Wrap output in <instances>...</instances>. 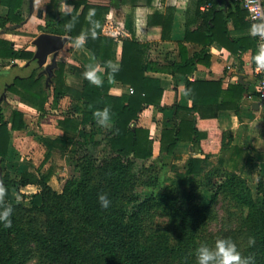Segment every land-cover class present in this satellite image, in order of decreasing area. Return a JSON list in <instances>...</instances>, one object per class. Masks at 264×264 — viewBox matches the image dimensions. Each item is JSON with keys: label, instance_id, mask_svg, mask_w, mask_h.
Segmentation results:
<instances>
[{"label": "trees", "instance_id": "trees-1", "mask_svg": "<svg viewBox=\"0 0 264 264\" xmlns=\"http://www.w3.org/2000/svg\"><path fill=\"white\" fill-rule=\"evenodd\" d=\"M223 1L198 0L197 16L203 19V23L193 36L188 31L186 40L197 37L203 49L190 58L186 45L180 43V62L164 68L150 58V44L136 38L134 22L131 20L128 19L126 23L131 36L122 40L118 63V42L103 33L109 7L91 5L87 1L52 0V9L47 11L45 17L46 24L40 29L50 34L67 35L70 43L81 32L86 33L83 45L103 69V84L96 86L83 77L82 89L73 88L66 83V63L58 62L50 86L52 91L39 76L38 65L32 68L29 75L15 76L6 85L7 91L42 113L46 112L47 105L56 108L65 96L72 99L63 119L58 122L66 131L55 138L39 136L47 148L41 166L49 161L54 150L64 154L70 146L98 145L99 134L103 135L106 142L104 148L107 158L105 156L98 164L87 154L79 158L76 169L80 171V176L69 180L62 193L50 188L53 172L50 169L44 172L41 166L36 174L25 170L18 179L12 177L6 167L13 150L12 132L28 129V123L25 114L17 109H13L7 118L2 106L6 99L0 103V185L5 189L0 207L10 205L13 209L11 227L0 226V264H28L35 257H40L44 264H156L166 253L181 251V247L190 245L193 238L183 241L185 236H194L202 231L211 216L214 203L221 195L246 211L243 218L245 229H237L230 237L235 240L246 233L244 244L247 246L242 256L253 257L254 264H264V190H261L264 183L260 178V192L255 198L243 176L250 158L244 148L234 147L227 174L220 176L217 184L211 181L206 184L204 194L196 195V187L191 184L186 204L181 201L174 187H160L157 193L144 197L133 193L137 180L135 161L149 160L154 155V138L148 128L139 126L140 114L148 106L159 107L164 93L161 81L148 73L184 75L187 78L185 93L192 101L191 107L177 105L172 123L161 126V154L174 155L180 142L189 143L194 155L190 156L187 172L197 177L202 174L204 166L210 165L216 147L224 151L232 145L231 132L215 133L210 123L217 119L221 110L234 107L235 104L237 106L243 98L244 89L241 86L232 87L233 97L220 101L225 93L220 83L190 80L197 64L205 63L208 46L214 41L224 44L222 37L228 36V18L219 9ZM61 2L74 5L73 11H58ZM127 3L135 8L140 4L151 6L152 0H113V4ZM207 3L211 6L201 11L200 6ZM0 4L9 9L7 17H0L1 27L8 22H23L25 0H0ZM235 5V10L244 20L247 11L237 2ZM82 6L83 10L79 14ZM155 17H159V13ZM163 21L162 37L168 39L173 12ZM69 23L73 25L71 30L65 27ZM243 24L245 27L255 26L259 34L264 31L263 20L245 21ZM92 30L96 32L95 37L91 35ZM228 40L233 42L230 37ZM34 54V51L16 48L11 41L0 39L3 68H31L33 63L37 64L33 59ZM108 60L119 66L111 78L105 68V61ZM17 61L25 64L20 66ZM116 83L132 88L133 93L113 94ZM238 90L240 94L236 93ZM105 107L109 109L111 126L108 127L98 124L96 117L97 111ZM222 166L226 168L225 164ZM183 182L188 180L183 178ZM29 185L40 187V191L32 196L31 206L16 203L13 189L19 192ZM148 185L155 186L156 181L152 180ZM101 193H107L111 201L107 208L100 206L98 196ZM38 215L45 217L44 222L40 221ZM157 216L167 218V226L147 229V220ZM88 225L92 228L88 229ZM175 231H178L177 235H173ZM249 237L255 241L251 245Z\"/></svg>", "mask_w": 264, "mask_h": 264}, {"label": "crops", "instance_id": "crops-1", "mask_svg": "<svg viewBox=\"0 0 264 264\" xmlns=\"http://www.w3.org/2000/svg\"><path fill=\"white\" fill-rule=\"evenodd\" d=\"M31 1H33L32 10ZM70 1H87L91 5H101L110 8L103 25V33L107 36L114 37L118 42V63L121 59L122 40L131 36L126 28L128 19L134 22L136 38L140 42L150 44V58L156 61L160 67L167 68L173 63L180 62V43L186 45L190 58L203 49V46L199 44L200 40L196 39L197 37L194 40H186L187 32L189 31L193 36V33H195L203 23V19L197 16L198 0H152L151 6L140 4L135 8H133L130 3L120 5L113 4V0ZM236 2V0H224L221 3L219 9H221L224 16L228 18V36L222 37L224 44L214 41L208 46L205 63L200 62L197 64L196 70L190 76V80L193 81L198 79L220 83L225 92L223 97L220 98V101L226 98L229 100L233 97L234 92H231L230 88L241 86L242 89H244L243 98L237 103V106L235 104L234 107L230 106L228 109L221 110L217 119L210 123L214 126L215 133L230 131L233 135L230 148L221 151L219 147H216L214 154L225 151L231 154L234 147L239 146L247 150L250 156L257 155L264 157V105L260 104L257 98H255L258 77L254 73L256 65L255 57L258 54L260 34L255 26H244L243 22L251 20L248 19V16H246L244 20L240 18L237 10H235ZM51 6L52 0H25L23 7V22L20 24L8 22L4 27L0 26V39L11 41L16 48L29 49L22 47L23 44H25L24 41L29 38H32L34 41L39 34L43 33L40 27L45 26L46 13L50 8L52 9ZM73 9L74 5L66 2H61L58 5V11L60 12L70 13ZM82 10L83 6L79 9L78 13L80 14ZM200 10L206 11L203 9V5L200 6ZM171 12H173V22L170 38L163 39V20L166 21L167 17H170ZM156 13H159V17H155ZM8 14L9 9L0 4V17L5 18ZM14 29H21V31L26 34L18 35L17 33V35H15L13 34ZM229 37L233 42L228 40ZM32 50L35 52L36 49ZM57 60L58 62L66 63V83L80 90L83 87V72L89 65H99L98 61L84 45L80 48H76L70 43V40L65 45L64 49L59 52ZM0 63L2 66V59H0ZM72 68L76 69L75 72L78 73L76 75L77 77H68L70 69ZM77 68L84 70L80 71L78 69L77 71ZM79 71L81 73H79ZM148 75L158 78L164 89L162 100L158 104L159 107L148 106L140 114L139 118V126L150 130L151 136L154 138V152H156L160 150L159 131L161 126L164 124L170 125L172 123L171 121L174 117V111L177 105L191 107L192 101L185 93L187 78L184 75L179 73L173 75L169 72L148 73ZM131 89L132 88H126L120 83H116L112 89V93L116 95H121L127 91L133 93V89L132 92ZM238 92H240V90L236 92L240 94ZM12 96L16 98L13 99L17 104L12 106V101L6 100V105L10 107L9 114H6L4 110V114L7 118L13 109L23 112L25 118L27 113H38L40 119L48 118L50 117L49 115H54L53 118L50 117L54 119V121L50 120V122H54V131L50 132L51 134L53 132L54 135L48 136L43 133L37 135L40 137L55 138L66 131L58 122L60 119H63L61 109L64 113L72 104L70 96H65L56 108L47 105L45 113L39 112L30 105L22 102L19 97L15 95ZM51 100L52 98H50V102ZM161 107L164 108V110H160ZM22 131H27V129ZM22 131L12 132V149L15 147L14 139ZM40 143L42 144L41 141ZM43 146L46 149V157L47 148L44 144ZM71 147L72 146H70V148ZM191 149L189 143L180 142L175 150V154L180 153L183 156L185 154L192 156L194 154ZM56 151L63 154L60 150H54L52 155H54ZM66 152L64 154H66ZM249 160L250 158L248 161Z\"/></svg>", "mask_w": 264, "mask_h": 264}, {"label": "rangeland", "instance_id": "rangeland-1", "mask_svg": "<svg viewBox=\"0 0 264 264\" xmlns=\"http://www.w3.org/2000/svg\"><path fill=\"white\" fill-rule=\"evenodd\" d=\"M26 34L22 32L21 29H14L13 34L15 35ZM33 39L29 38L24 41L22 47L29 48L28 50L34 51L36 47L32 44ZM20 45V44H19ZM67 47V46H66ZM17 63L22 66L25 62L17 61ZM37 64L33 63L31 68L28 69H17L7 66L3 68L0 63V96L6 92V100L12 101V106L17 103L11 93L7 91L6 85L14 79L15 76L29 75L32 68L36 67ZM40 69V68H39ZM43 69V68H41ZM78 69L84 70V69ZM69 70V69H68ZM75 68L70 69V74L68 77L76 76L78 73L75 72ZM40 71V70H39ZM79 71V73H81ZM77 77V76H76ZM43 83L46 80V75L41 76ZM6 88V89H5ZM52 91V87H49ZM14 98V99H13ZM256 98V96H255ZM15 101V102H14ZM2 106L6 114H9L10 107L6 105L5 101ZM50 108V107H48ZM62 115L64 114L62 112ZM26 119L28 122L27 131H22L14 139L15 147H13L10 158L7 161L6 167L10 171L12 177L18 179L22 171L30 170L35 174L38 173V168L41 166L46 149L43 143H40V137L37 134L43 133L48 136L54 135L50 133L54 131V122H50V117L53 118L54 115H49L50 117L40 119L37 114H26ZM52 124V125H51ZM103 135L99 134L97 136L98 145H77L71 147L66 154H61L59 151L54 152V155L49 159L48 162L41 166V170L46 172L49 169L51 172V179L49 181V186L53 191L57 193H62L65 184L74 178L80 176V171L77 168L78 159L82 158L85 154L92 157L96 164H98L104 157L107 158L106 142L103 140ZM86 146V147H85ZM159 152V153H158ZM229 152H221L215 154L211 160L210 165L204 166L202 174L192 176L188 174V163L190 155L185 154L184 156L179 154L166 155L161 154L160 151L154 152L153 157L145 161H135L136 164V185L133 190L139 196H150L153 193L158 192V188H172L174 187L180 195L181 201L185 204L187 203V196L189 195L190 185L196 187V195H202L206 191L210 181L217 184L219 182L220 176H225L228 172L230 163ZM253 158V159H252ZM230 159V160H229ZM225 164L226 168L222 165ZM180 175L183 176L182 179ZM243 176L246 178L247 184L253 191V195L256 198L260 192L259 179H262L264 183V157L262 156H250L245 170L243 171ZM183 178H186L188 182H183ZM155 180V186H149L148 182ZM190 180V183H189ZM264 190V187L261 189ZM40 191L38 185H29L27 187L21 188L19 192L13 189V195L16 203H23L24 205L30 207L32 196ZM246 216V211H242L235 202L220 196L213 205L211 216L206 222V226L201 232H197L193 235H186L183 241L190 238V245H185L181 247V251L172 250L166 253L163 257L157 261L156 264H197L195 250L201 243H207L210 248L214 247L215 239L218 237H230L233 232L237 229L244 230L243 218ZM40 221L44 222V216H37ZM73 224V222H72ZM168 224V219L165 217L157 216L153 220H147L145 223L146 228L153 227H165ZM88 229L92 228L91 225L86 226ZM178 231H175L173 235H177ZM180 233V232H179ZM180 234H178V237ZM175 237V236H174ZM246 233H242L239 238H236L238 250L243 255L245 250V239ZM176 239V238H175ZM28 264H44L40 257L33 258Z\"/></svg>", "mask_w": 264, "mask_h": 264}, {"label": "clouds", "instance_id": "clouds-1", "mask_svg": "<svg viewBox=\"0 0 264 264\" xmlns=\"http://www.w3.org/2000/svg\"><path fill=\"white\" fill-rule=\"evenodd\" d=\"M94 12V10H90ZM65 27L69 30L73 27L71 23L66 24ZM91 35L95 37L96 32L92 30ZM86 39V33L81 32L79 35L73 38V46L80 48L83 46ZM257 65L260 68H264V44L260 46V51L255 57ZM105 68L107 70V75L109 78L112 77L114 73L118 71L119 66L113 61H105ZM83 76L91 84L96 86H101L104 81L103 70L99 65H89V67L83 72ZM97 123L101 126H111L109 109L105 107L102 111L98 110L96 113ZM4 187L0 185V200H2L4 195ZM100 206L102 208H107L110 204L107 193H101L98 196ZM13 209L10 205H5L0 207V226L4 228L11 227ZM249 245L253 244L254 238H248ZM195 256L197 264H254L253 257L242 256L241 252L238 250L237 243L231 237H218L215 239L214 247L210 248L208 244L201 243L195 250Z\"/></svg>", "mask_w": 264, "mask_h": 264}, {"label": "water", "instance_id": "water-1", "mask_svg": "<svg viewBox=\"0 0 264 264\" xmlns=\"http://www.w3.org/2000/svg\"><path fill=\"white\" fill-rule=\"evenodd\" d=\"M32 9L33 1H31ZM68 42L69 37L67 35L61 36L46 32L39 34L33 41V45L36 47L33 59L40 68L39 76L46 75L45 83L47 88L51 86L55 76V70L58 68V54ZM5 99L6 92L0 96V103ZM1 162L0 160V172H2Z\"/></svg>", "mask_w": 264, "mask_h": 264}, {"label": "built area", "instance_id": "built-area-1", "mask_svg": "<svg viewBox=\"0 0 264 264\" xmlns=\"http://www.w3.org/2000/svg\"><path fill=\"white\" fill-rule=\"evenodd\" d=\"M240 6L247 11L248 19L251 21L264 20V0H236ZM211 5L209 3L203 5V9L207 10ZM264 44V31L260 34L258 42V52L260 46ZM254 73L258 77L256 87V98L260 104L264 105V68L255 65ZM132 92V89H131Z\"/></svg>", "mask_w": 264, "mask_h": 264}]
</instances>
